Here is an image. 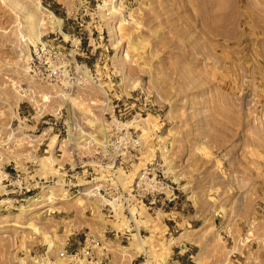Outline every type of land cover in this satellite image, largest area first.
Masks as SVG:
<instances>
[{
  "label": "rangeland",
  "instance_id": "1",
  "mask_svg": "<svg viewBox=\"0 0 264 264\" xmlns=\"http://www.w3.org/2000/svg\"><path fill=\"white\" fill-rule=\"evenodd\" d=\"M30 15L71 82L31 77ZM115 93L151 109L113 122ZM87 238L107 264H264V0H0V264H81Z\"/></svg>",
  "mask_w": 264,
  "mask_h": 264
},
{
  "label": "built area",
  "instance_id": "2",
  "mask_svg": "<svg viewBox=\"0 0 264 264\" xmlns=\"http://www.w3.org/2000/svg\"><path fill=\"white\" fill-rule=\"evenodd\" d=\"M60 35L56 36V34H53V37L47 36V38L40 40L39 43H37L34 47H32V51L30 53V59L28 61V71L33 77L34 80L46 83L49 85H58L62 84L64 81L71 82L73 80V75L76 72V62L75 59L68 60L66 58L65 54H62L59 49L60 46H55L54 42L57 41L58 37ZM69 40V39H68ZM69 42L70 47L72 48V41H64L65 44ZM80 42L77 45L73 46V49L80 50L79 48ZM65 49V48H63ZM74 51V50H73ZM70 56V55H69ZM115 95V96H114ZM111 98H108V104L111 109V119L113 122H117V120L123 121L126 119H133L138 117L139 115L143 114L145 111L150 110V105H147L148 103H144V110H141V112H137L135 108L139 109L137 107V104L139 103V96L138 94L129 93L128 95L119 96L116 93ZM109 97V95H107ZM148 106V108H146ZM141 109V108H140ZM122 124V123H119ZM105 130H107V125L104 123ZM105 141H104V150H107V153H111L116 155L115 162L118 161L119 157L122 161V156L124 153L129 152L127 148L125 147H117L115 145V142L117 139H120V136H117L116 133H106L104 135ZM110 152H109V151ZM58 152V151H57ZM97 154L100 153V151L96 152ZM120 168H124L123 163L119 162ZM113 170V166L112 169ZM146 176H148L150 173L149 171H145ZM156 176V175H155ZM89 185L91 184L90 181ZM85 183V182H84ZM140 184V182L138 183ZM136 184L135 187L132 189L134 192V197L141 198V195L138 193L141 192L139 190V185ZM85 186H81V184L72 185V193H74V196H85L86 194H91V196L94 197H103L101 195V192L104 193V195L108 196L110 193H112V188H108L107 186L102 187V189H95L96 187L88 188ZM111 185H109L110 187ZM106 190V191H104ZM132 193V192H131ZM97 194V196L95 195ZM126 196L123 197H117L121 201H128L129 195L128 193ZM115 195V194H113ZM133 196V195H132ZM110 197V196H108ZM143 198H141L142 201ZM70 256L75 261H84L85 264H107V256L105 255L104 248L102 246V242L93 238H87L84 241V246L78 250L74 251L70 254Z\"/></svg>",
  "mask_w": 264,
  "mask_h": 264
},
{
  "label": "bare ground",
  "instance_id": "3",
  "mask_svg": "<svg viewBox=\"0 0 264 264\" xmlns=\"http://www.w3.org/2000/svg\"><path fill=\"white\" fill-rule=\"evenodd\" d=\"M112 5V4H111ZM39 7L37 6L36 7V9H38ZM109 10L110 11H115V9H114V6H110V8H109ZM29 16V15H28ZM47 17H48V20H49V23L51 24V26L53 27V28H55L56 26L57 27H59V25H60V20L59 19H57V18H55L51 13H49L48 15H47ZM32 18H33V15H32ZM32 18H31V15H30V17L28 18V20H29V28H28V31L30 32L29 34V36H28V38H29V41H30V43L32 44V45H34V44H36V43H38V42H40V36H41V34H38V32L37 33H35V29L37 28V21L36 22H33L32 21ZM27 23V24H28ZM23 37V36H22ZM27 38V39H28ZM165 160V159H164ZM166 163H168V162H166ZM81 264H84L82 261H81Z\"/></svg>",
  "mask_w": 264,
  "mask_h": 264
},
{
  "label": "crops",
  "instance_id": "4",
  "mask_svg": "<svg viewBox=\"0 0 264 264\" xmlns=\"http://www.w3.org/2000/svg\"><path fill=\"white\" fill-rule=\"evenodd\" d=\"M182 251H183V250H182ZM180 252H181V251H180ZM183 252H184L183 254L188 253V249L186 248ZM192 259H193V256H192V255H187V256L185 257V261H186V263H191V262H193ZM178 264H181V262L179 261Z\"/></svg>",
  "mask_w": 264,
  "mask_h": 264
}]
</instances>
